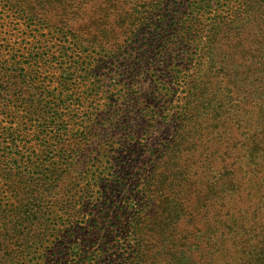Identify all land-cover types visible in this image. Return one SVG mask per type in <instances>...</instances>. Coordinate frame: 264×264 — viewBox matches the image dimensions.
I'll list each match as a JSON object with an SVG mask.
<instances>
[{"label":"trees","instance_id":"trees-1","mask_svg":"<svg viewBox=\"0 0 264 264\" xmlns=\"http://www.w3.org/2000/svg\"><path fill=\"white\" fill-rule=\"evenodd\" d=\"M263 32L264 0H0V264H264L263 174L236 195L245 177L226 166V212L204 229L179 167L226 105L211 56ZM149 71L177 72L179 96L144 115L161 102L133 96ZM254 144L245 164L264 165Z\"/></svg>","mask_w":264,"mask_h":264},{"label":"rangeland","instance_id":"rangeland-1","mask_svg":"<svg viewBox=\"0 0 264 264\" xmlns=\"http://www.w3.org/2000/svg\"><path fill=\"white\" fill-rule=\"evenodd\" d=\"M251 39L258 41V44L250 48V52L246 50L238 52L229 48L227 58L223 60V55H220L227 49L224 43L221 42V52L215 54V57L214 54L211 56L210 64H213L211 72L213 76L218 78L219 83L216 91L212 93L217 92L218 99L224 101L226 105L218 111L220 115L214 112L216 115H214L213 120L206 122L207 120L203 118L201 122H198L201 124L199 128L201 131L199 136L201 137L198 141L196 140L197 142L195 141L197 146L192 145L191 150H184L180 155L179 164L181 166L179 167L185 169L188 176H190L188 180L192 184V200L199 203V207L194 209L195 213L199 214L198 219H201L200 223L195 225L198 228L204 227L205 229L207 221H211L212 215H222L226 212L225 201L231 195L228 192L233 187L228 184L226 166L228 169L233 167L237 170L238 167H241L238 170L239 176L245 177L240 181L243 182L241 188L238 187V184L234 186L233 190H235L234 194L236 195L242 193L243 196L242 190L244 191L243 188L246 185L249 186L250 177L254 175L257 177V173H259L260 176L263 174L264 179V165L262 162L260 163L259 158L250 164H245L246 159H248L245 152L253 143H255L254 147H257L255 145L261 143L264 135V32L258 36H252ZM138 41L139 39L133 43L131 41L132 44L128 50L111 57L108 60V65L118 70L126 57L136 52V47L144 42V38ZM238 56L243 57L248 62L239 67ZM173 59L180 61L177 56ZM232 59L234 62H231ZM128 69H131L129 64ZM130 73L127 76L131 75ZM154 75L149 71L150 80L142 79L145 82L143 92H137L136 86L134 87V90H136L133 96L137 95L140 101H144V108L148 97L152 93L161 100L158 108L153 110L144 109V115L148 111H151V114L159 110L162 111L163 109L160 106L166 100L172 102V104H165L162 108L166 106L173 107L179 96L176 86L171 92L166 91L167 87L176 83L177 72H172V76L169 74L166 77L160 76L159 79ZM127 76L123 83L126 82ZM175 127L174 121H171L168 117V122L159 125L153 137L148 136L145 142L153 148H158L164 139L174 131ZM146 147L144 146V157L140 158L142 167H145L147 160ZM97 164L100 166L99 163ZM104 165H106L105 161L101 163V166Z\"/></svg>","mask_w":264,"mask_h":264}]
</instances>
